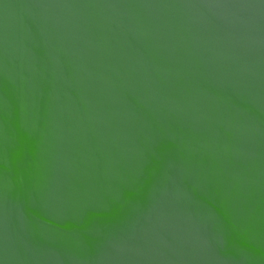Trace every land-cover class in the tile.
Here are the masks:
<instances>
[{
  "label": "water",
  "instance_id": "95a60500",
  "mask_svg": "<svg viewBox=\"0 0 264 264\" xmlns=\"http://www.w3.org/2000/svg\"><path fill=\"white\" fill-rule=\"evenodd\" d=\"M0 264H264V0H0Z\"/></svg>",
  "mask_w": 264,
  "mask_h": 264
}]
</instances>
